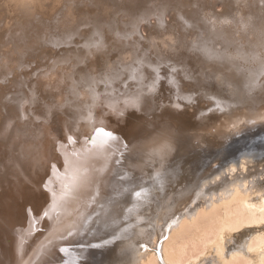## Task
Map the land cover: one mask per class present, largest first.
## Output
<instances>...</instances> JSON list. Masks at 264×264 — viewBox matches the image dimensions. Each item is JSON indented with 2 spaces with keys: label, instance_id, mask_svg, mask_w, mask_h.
Here are the masks:
<instances>
[{
  "label": "bare ground",
  "instance_id": "6f19581e",
  "mask_svg": "<svg viewBox=\"0 0 264 264\" xmlns=\"http://www.w3.org/2000/svg\"><path fill=\"white\" fill-rule=\"evenodd\" d=\"M103 1H87L86 21L116 20L115 11L133 0H108L106 9ZM224 1L226 14L202 42L189 34L151 38L150 54L124 65L119 62L128 61L127 52L108 35L101 50H71L76 64L67 70L39 68L25 80L26 58L47 62L57 42L70 38L66 32L75 28L65 26L68 6L55 28H38L35 15L26 27L10 31L0 58L15 51L19 62L13 73L0 62V75L16 80L11 86L22 92L18 122L0 126L1 151L11 163L22 157L14 147L29 143L27 172L42 206L37 219L29 216L41 228L51 224L30 256L25 259L20 249L14 264H264V208L255 206L264 200V83L253 85L258 67L251 65L259 53L264 56V41L248 38L244 31L250 28L234 38L231 28L256 3ZM14 4L27 12L26 1ZM35 74L36 96L30 81ZM25 105L44 108L49 120L24 113ZM107 109L113 110L109 118ZM24 116L30 122L22 137L17 133ZM73 122L75 154L65 143L57 146L58 137L69 138L65 127ZM44 174L51 177L39 182ZM193 235L195 251L187 248V254L184 245Z\"/></svg>",
  "mask_w": 264,
  "mask_h": 264
},
{
  "label": "rangeland",
  "instance_id": "374dc122",
  "mask_svg": "<svg viewBox=\"0 0 264 264\" xmlns=\"http://www.w3.org/2000/svg\"><path fill=\"white\" fill-rule=\"evenodd\" d=\"M16 1L18 2L21 0H0V10H1L0 11L1 13L0 15V40H1L0 48H1V45L4 43L5 38L12 35L15 32L16 28L26 27L28 23L32 22L31 17H34L35 15H36L35 17H37V21L35 24L36 26H38V28H55V22L58 19L57 18L58 15L64 16L65 13L70 12L68 13L70 21L65 26H67L66 28H75L74 30H70L66 32V34L71 35L70 38H68L67 40L63 39L57 42V44L52 48V55L47 62H44V63L40 62L39 64L38 61L34 60L33 58H29V57L26 58V60L24 61V67H23L25 69H23V72H22L23 79L26 78L30 72L34 70H39V68L42 70L44 69L46 70L49 68H54L57 71L62 70V69L67 70L68 69L67 64H70V65L76 64L75 63L76 61L71 57V54H70L71 50H75L77 52H85V53L92 52L94 50H101L105 44V41L107 40L108 35L113 40L114 47H118L119 49L127 52L126 55H127L128 61L119 62V64L123 63L124 65L127 63L133 64L136 62V59L138 57H143L144 53L147 52L146 50H148L151 46L150 44L151 38L152 39L158 38L160 36L161 37L162 36H166V37L172 36L175 38V37H179L183 35L185 36V34H189L192 39L194 38L193 41L202 42V40H205V38L208 39V37L206 36L209 33L211 34L214 33L213 28H218L217 25L215 26L216 20H218L217 17L219 16V18H221V16H224L227 12V4L225 3L224 0H135V1L131 0L132 1L131 4H129L130 3L129 2L127 4L128 6L122 7L123 8L122 10L120 9L118 11L117 10L115 11L116 13L121 14V12L125 9L127 10V13H125L121 18H119V15L116 14V16L117 15L118 16L113 17L114 19L117 18L116 20L109 19L107 22H105L106 20L101 21L100 19L86 21L85 13H87L89 9L85 6L90 5L87 2L88 0H63V3H62V0L61 1L59 0L56 3H52V1L50 0H44L43 3H35L36 2L35 0L34 1L24 0L27 2V12L26 13L22 12L25 10L23 9L20 10L17 7L16 5L17 3L14 4ZM242 1L243 0H241V2ZM247 1L250 2V0H247ZM251 1L256 3V6L253 7L254 10L253 9H252L253 11L250 10V12L246 16L241 15L237 21L232 22L231 28H235L233 31V34L235 35L233 36L234 38L235 36L236 37L241 36L240 34L241 28H250L249 32L244 31V34H246L248 38L252 39L253 41L260 40V43H262L261 41H264V0H254V1L251 0ZM2 4L6 5L8 9L3 10ZM36 6H39L38 10H36ZM65 6L66 8L68 6L67 12L63 10ZM100 6L102 7V9L104 8L106 9V6H108V0L103 1V3ZM108 8H111V6H108ZM131 8H133V10H131ZM75 16H77L76 19L73 18ZM5 17L8 18V21L5 20ZM226 19L224 20L225 26L227 24L225 23ZM71 20L73 22H71ZM146 23H148L147 26H146ZM149 24L150 26H148ZM10 31L13 33H11ZM237 31H239L240 33ZM2 32H3V35H2ZM139 32L141 33V35L139 34ZM146 33L148 36H146ZM134 35L135 36L138 35V36L133 39V37H135ZM71 38H73V40H71ZM145 39H149V41L145 43ZM209 39H210L209 42L213 44V39L211 38ZM123 40L125 42H123ZM71 42H74V44L68 45ZM83 44H86V45L84 46ZM209 46L212 47L210 44ZM199 47H202V46L200 45ZM148 53L150 54V51H148L146 54ZM1 56L2 54H0V57ZM18 57H19L18 53H16L15 51H10L9 56L6 57V59L0 58L1 59L0 62L4 63V67L1 66V69L3 71L8 70L9 72H11V70L16 68L19 62ZM263 57H264L263 54L259 53L254 61L251 60L253 61L251 62V65L258 67L257 77L253 81V85L255 86H259L264 83V65L262 64ZM59 59L61 61H58ZM119 64L117 67L119 69H122L121 68L122 66ZM56 76L57 75H54L53 78H56ZM7 78L8 77H3L2 75H0V126L4 124L5 122H12V123L14 122V124L18 122L16 120V116H18L17 114L19 112V101L17 102L16 99L18 98V94L22 91H18L16 89L14 90L11 85L14 84L16 80H13V78H9V79ZM7 80L8 82H11L9 83L11 88L9 87V85H6ZM17 80L21 81V79H17ZM37 80H38L37 74H35L32 77V79H30V81H32V83L34 84L32 88V93L35 96L37 92V89H36L37 88L36 85L38 83ZM46 80L47 78H45L42 82L43 84L42 89L44 90H46V82H47ZM24 107H25L24 113H27L28 115H30L29 111L30 112L33 111L38 116L45 118L46 120H49L48 115H47V110H44V108L42 110L35 105H25ZM98 108H96V111L98 112V116H99V114L101 115L102 113H100L101 109L99 108L98 110ZM112 112L113 110L107 109L108 118L110 117L109 114H111ZM44 114H46V116H44ZM41 115H43L44 117ZM100 117H104V115L102 114ZM28 121L30 122V120L24 116L23 121L19 122L18 129L19 130L21 129L22 131L20 130L19 133L17 134L22 133L23 134V136L21 135L22 137H24V132L26 131L25 127H27V124H29ZM73 125H75L74 122L67 124L65 127V131L67 132L66 134H68L69 138H65L64 135L63 137H61L62 136L61 135L60 136L61 139H59L58 137V142H57L58 144L57 146H59L61 143H65V148H67L69 150V153L71 154H75V143H76V136H77L76 128H73L75 130L71 128ZM27 132H29V130H27ZM27 138H30V137L27 135ZM68 139L69 140L72 139V140H70L69 142ZM60 140L62 142H60ZM28 145L29 143L23 144V141H21V144L18 145L17 148L14 147L15 151L17 150L16 154L18 155V157L19 156H22V157L21 159L13 160V162L11 163L8 162L7 158H5L4 153H2L1 151L3 149V146L0 145V152H1L0 160L2 159V165H4L2 166L0 164L1 165L0 180L3 179L0 181V189H1L0 191L1 192L0 193V223L1 225L0 226L3 227V228L0 227V241H1L0 242L1 243L0 244V263L1 262L4 263L3 261H5L4 264H8V261H9V264H14L15 259H17V257H22L18 255L20 254L19 251L21 250L23 251L24 255H26V256L23 255L25 259L27 256H30L31 254L30 252H32V250L36 248V245H38L43 240L44 238L43 235H46L45 234L46 231H48L50 228L48 230L46 229L49 226L51 227V224H49V226L47 225L46 229L45 227L41 228V226L36 225L37 223L35 222V219H37V217L39 216L41 212L40 207L42 208V206L40 202L38 201L40 199V196H39L40 193L38 192V190H35L36 185L30 183L31 172L30 173L27 172V171H30L28 169V164H27L28 163L27 158L29 157ZM65 152L68 153L67 150ZM4 159L5 160L7 159V160L5 161ZM22 165L23 166L25 165L24 168ZM14 166L16 169L14 168ZM17 169H18V172H17ZM24 170L26 172H22ZM19 171H21L22 173ZM2 172L4 173L2 174ZM17 173L19 174L16 175ZM50 177H51V174L50 175L44 174L39 179L42 178L45 181L49 179ZM42 179L39 182H44ZM6 185H8L7 188H6ZM11 195L12 197H15V200H13L14 198H12ZM255 206L264 208V200L262 199L261 202L259 203L257 202ZM251 209L257 210V208H251ZM31 210H33V212ZM219 210H221V208ZM18 211L20 214L22 213L21 211L25 212L24 214H21L23 218L21 217V215H17ZM13 212L15 215L13 214ZM31 214H33V217L35 219L29 216ZM198 215L195 216L193 219L196 222L199 220ZM19 216L21 218L20 219L18 218L19 219L18 221L17 217ZM29 217L32 218L35 223L33 222V220L29 219ZM11 218L12 220H10ZM27 219L29 220V222ZM32 223L35 224L36 226L32 225ZM195 223L193 224L195 225ZM27 224L29 226L28 230L25 229ZM32 226L33 228H31ZM34 226L36 229L39 227L37 229L38 234ZM31 229H33L34 232L31 231ZM41 229L43 231H41ZM24 231H27V233L24 234L25 233ZM20 233L24 235H21L20 237ZM18 237L20 238V240ZM193 237L194 235L190 236V239ZM194 238L197 240L196 236ZM194 238L193 240H190L188 238V244L184 245L186 248V251L187 252L189 251L187 254L190 253V250H187V248L188 249L191 248L192 252L195 251V247L193 245H195L196 240H194ZM24 239L25 241H23ZM32 245H34V247ZM25 248H27V250ZM7 258L9 259L7 260ZM85 260H84L85 263L89 262V257L86 256Z\"/></svg>",
  "mask_w": 264,
  "mask_h": 264
},
{
  "label": "snow or ice",
  "instance_id": "6c2138e0",
  "mask_svg": "<svg viewBox=\"0 0 264 264\" xmlns=\"http://www.w3.org/2000/svg\"><path fill=\"white\" fill-rule=\"evenodd\" d=\"M137 195H139V193H137Z\"/></svg>",
  "mask_w": 264,
  "mask_h": 264
}]
</instances>
